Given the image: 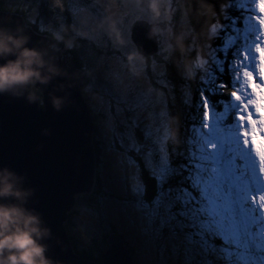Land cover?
<instances>
[{
  "label": "rangeland",
  "instance_id": "1",
  "mask_svg": "<svg viewBox=\"0 0 264 264\" xmlns=\"http://www.w3.org/2000/svg\"><path fill=\"white\" fill-rule=\"evenodd\" d=\"M59 2L60 0H45L47 9L50 11L59 8L61 5ZM250 2L253 7L252 18L243 19L242 17L241 20H235L243 25V28H239L241 30L239 32L236 27L227 26L230 28L229 39H225L226 36H221L218 32L222 26L217 27L214 24L207 28L210 45L206 43L204 46L207 45L209 48H212L213 44L220 46L223 44V42L220 43L222 39L224 48H228V51L222 50L218 53L217 51H220L222 47L213 52L196 46L200 43V38L184 7L185 0H70L71 15L75 22V30L72 31L71 37L85 39L89 45L98 48L99 53L101 52L90 70L98 78L94 80L95 82L93 81L94 83L91 82L86 86L87 89L94 90L88 106L102 131L103 154H100V162L98 161L95 174L99 176L102 191L106 187L122 195L127 192L140 198L136 199L140 202L133 201L131 205L125 202L127 207L124 208L100 199V201L95 200L96 206L90 207L87 198H84L87 193L78 194L77 202L75 200V205L69 212L71 213L69 230L80 249L95 247L96 243L102 242L108 230L105 219L108 216L113 219L112 221L118 217L120 224L124 223L123 228L127 229L128 234H131L129 227H132L131 232L142 241L148 238L156 239L154 219L162 209L159 205H163L161 201L158 203L159 200L155 203L156 208L153 209L157 212L155 214L144 204L142 197L146 191L136 159L142 163L147 174L156 178L161 184L165 173L161 168H164L169 160L167 145L172 129L170 128L171 117L167 110L169 104L163 91L167 88L163 83V77L174 51L179 52V55L176 53L173 56L174 60L180 63L176 65L179 67L178 70L183 69L184 66L193 65L196 72L190 73V77L195 78V75L204 74L205 91L211 93L215 86H219L224 81L219 73L228 72L233 75L234 81L231 82L238 91V93L234 92L235 112L238 116L236 129H230L227 134H222L220 131L223 127L218 123L215 108L212 103L206 101L202 106L199 128L191 132L194 133V139L199 140L200 148H197V155L201 158L199 162L203 165L201 169H207L209 173L212 163L216 164L219 183L213 186L222 190L223 199L236 202L235 204L231 201L228 207H224L232 211L237 205L238 209L241 208V203L250 205L253 217L260 221L258 225L262 224L264 221V0H250ZM224 8L225 6H222V9ZM39 11L40 7L35 8L34 5L31 9H27V20L29 22L37 20ZM226 18L231 19L228 16ZM140 19L154 26L152 31L159 38L160 48L156 58L143 57L144 55L140 54L138 49L136 50V45L132 42L130 29L133 23H137ZM52 21H55L54 18ZM52 21L50 20L49 23L55 26ZM57 21L58 19L56 23L60 26L58 28L60 30L63 26L61 21ZM216 24L221 25L218 22ZM249 25H252L253 39L245 40ZM40 26L46 30L55 28L47 22L45 24L40 22ZM211 37L214 38L210 39ZM176 40L188 41V50L185 52L180 45H176L174 42ZM68 44L70 40L67 46ZM84 50L87 52V47ZM191 53L195 54L198 63L193 64L190 59H186ZM178 56L182 58L181 61ZM148 75H153V81L158 89L154 88L152 78ZM188 129H190L189 125ZM186 140L188 139L185 138ZM149 142L152 143L150 148H148ZM232 147L234 150L231 149ZM217 150L220 152L222 150L223 156H219ZM225 151L242 155L241 166L245 167L244 170L249 175L243 176V179L238 182L240 185L236 186L234 182L235 179L240 178L236 175L239 174L235 162L236 155L232 157V153H229L231 156L229 158ZM244 158L248 160L245 161ZM197 169L201 172L200 168ZM200 182L205 185L203 180ZM235 187L237 191L234 190ZM249 187H252V190ZM206 189V186H200V191H204L203 195L207 194ZM230 189L231 193H229ZM192 194L193 192L189 191L186 196L190 197ZM202 199L205 203L202 205H212L204 198ZM188 207L195 206L192 204ZM163 208L165 213L173 209L169 203ZM208 208L210 211L207 209V212L202 211L204 217H208V213L211 217L212 207ZM172 213L175 216V213ZM227 216L229 220L235 218L230 212ZM239 216L244 222L248 221V213L245 210L239 209ZM239 216L236 217L238 223H240ZM212 219H208L207 223L210 227L206 226L204 231L218 236ZM242 226H245V223ZM242 226L233 227V231L237 230V235L233 233L230 235L231 231L224 228L222 231L226 232V242L220 240L222 243L217 244L216 249L221 255L228 257L231 252L238 257L236 260L229 261V264H254L255 260L259 259L258 256L263 253L260 250L262 241L257 237L259 234L251 236L247 231L244 233ZM155 230L160 233L161 230L163 231V226ZM260 234L264 237V223ZM234 237L235 240H233ZM238 238L244 240L238 244ZM249 238L252 239L255 249L253 252L246 248L244 250V248L232 246L230 249L228 247L231 243L241 246L252 245L248 241ZM156 241H159V236ZM148 243H142V245H148ZM203 245L206 244L198 241L196 249H202ZM159 246L163 245L152 243L146 253L142 252L143 257L140 258V262L146 256L147 259L144 260V262L147 261L146 264H163L158 252ZM247 253L251 257L248 260L245 259ZM172 259L179 260L181 264H190L181 256L176 255Z\"/></svg>",
  "mask_w": 264,
  "mask_h": 264
},
{
  "label": "water",
  "instance_id": "2",
  "mask_svg": "<svg viewBox=\"0 0 264 264\" xmlns=\"http://www.w3.org/2000/svg\"><path fill=\"white\" fill-rule=\"evenodd\" d=\"M131 37L143 57L159 52L146 21ZM74 65L54 39L0 11V264H95L63 225L76 195L92 191L97 164L86 76ZM107 244L101 264H135L119 236Z\"/></svg>",
  "mask_w": 264,
  "mask_h": 264
},
{
  "label": "trees",
  "instance_id": "3",
  "mask_svg": "<svg viewBox=\"0 0 264 264\" xmlns=\"http://www.w3.org/2000/svg\"><path fill=\"white\" fill-rule=\"evenodd\" d=\"M221 1H225L223 5ZM229 1L231 0H185L184 7L188 16L190 17L195 32L198 33L199 36L200 33H206L205 29L207 27H210V24H214L215 22L217 23L218 21L220 22V24H226V22H228V19H226L224 15V12L226 10L221 9L222 6H226L227 11H232L233 14H236L238 12V6L230 5L231 2L229 3ZM69 2L70 0H60V9L57 8L50 11L47 9V4H45V0H0V11L21 17L25 21L26 25L31 28L34 32L42 36L54 39L58 49H61L62 51L68 53V55H71L74 60V67H76V69H80L86 76L84 96L86 102L89 103L91 101V96L93 95L94 90H92L91 88L87 89L86 86L90 85L91 82L98 78L96 74L91 73L90 70L91 66L94 64V61L98 58V55H100L101 52L99 53L98 48L89 45L87 40L73 39L71 37L72 31L75 30V22L74 18L71 15V6ZM33 5L35 6V8L40 7V11L37 15L38 19L34 22H29L27 20V9H31ZM49 15H51V17ZM214 17H216V20L214 19ZM53 18L55 20L54 22L52 21ZM57 19L58 21H61L63 26V28H60V30L58 29L60 26L58 25V23H56ZM50 20L53 22V24L55 23V26H52V24L49 23ZM139 21H142V19L137 20V22ZM40 22H43L44 24L47 22L50 26L55 28L51 30H46L45 28H43V26H40ZM134 24L135 23H133L132 28ZM149 27L152 29L154 28V26H152L151 24H149ZM218 27L220 26L218 25ZM132 28L130 29V32ZM69 40L70 44H68L67 46V42ZM156 40L160 48L159 38L157 35ZM175 44L180 45V47L184 49L185 52L189 48L188 41L186 40H176ZM196 46L201 47L202 45L200 43H197ZM85 47H87V52L84 50ZM176 53H178L179 55V52L174 51L170 56L167 71L164 70L165 77H163V83L167 87L163 91L166 94V98L169 104L167 110L169 112V116L171 117L170 120L172 122V126L170 128L172 129L170 130L171 138H169L167 145L169 150V160L167 162V165L164 168H161L165 172L161 184L160 182L158 183L156 178L147 174V172L143 169L142 163L138 159H136L141 170L142 181L146 191L143 195L144 197H142L144 204L150 210H155V203L159 200L158 203L161 201L163 206H165L167 203H169L171 206L173 205V209L169 210L168 213H165L163 206L159 205L162 209L159 211V214L155 216L154 225L155 229H157V227L159 228L160 226H163V231L161 230L159 233L154 229L156 235L155 240L153 238H148L142 241V239L135 236L131 232L132 227H129L131 234H128L127 229L123 228L124 223L120 224L118 217H115L114 221H112L113 219L110 216L105 217L108 230L104 234L102 242L100 244L96 243L95 247L92 246V248L90 246V248L87 249H80L76 245V241L74 240L73 236L70 233L71 231L69 230V225L71 224L69 222L71 213H68V217L63 225L65 226V228H67L66 230L68 239L74 249V252L83 260L91 261L95 264H101V256L107 250V240L110 235H117L120 237L125 247L130 251L135 264L147 263V261L144 262V260L147 259L146 256L141 262L140 258L143 257L142 252L146 253L148 247L150 248L152 243L157 245H163L158 247V252L162 257L163 264H181L180 261L176 259L173 262L172 258L176 255H180L183 260L188 261L190 264H207L208 261L215 262V264H226V262L229 260L228 258H226V256L217 253V250L214 249L218 246L215 244H221L222 242L220 241V238L218 236H215L211 233L205 234L208 238V242L211 243L210 246L205 245L202 249H195L192 245H186V248L184 249L183 245L186 243L188 234L190 232V227L184 225V223L188 224L187 221L192 223L195 232H198L200 234L201 232H203L202 230H205L206 226H209L207 223L208 220L204 218V214L202 213V211L207 212L208 210L207 206L202 205V203L205 204L203 199L201 198L204 194V191H199L194 185L190 184L194 182L192 174L196 176L199 173V169L197 168H200V175L202 176V178L206 179V177H208V181L212 182L211 176H207V169H201V166H203L201 165V163H199L201 162V159H198V157L195 156V154H197V146L199 140L194 139V136L192 135L193 143H190L191 138L189 133L191 132V130L188 129L187 123L191 124L192 130L194 127L200 124V103L202 99L207 100L208 98L210 100V103H212L216 108V111L221 114L218 123L224 129H227L229 124H234V111L230 110L231 101H229V98H227L228 96L230 97V95L232 94L233 88L231 87V81H234V77L233 75L227 72L228 80H225L226 76L221 77L222 79H224V82L220 84V86L226 87L225 91H222L221 93L217 90L215 93L216 95H210V93L208 91H205L204 89L205 86L203 85V82L201 80L203 78V76L201 77V74L195 75V78L190 77V73L194 74V72H196V70L193 69V65L184 66L183 69L178 70L179 67H177L176 65L180 63L177 62V60H174L173 58ZM157 54L153 57L156 58ZM179 59L181 61L182 58L179 57ZM186 59H190L193 64L198 63L194 53H191ZM185 70L187 72H185ZM152 76L153 75L149 77L152 78ZM198 78H200V83L197 81ZM152 83L154 85V88L158 89L157 85L153 81V78ZM29 92L32 97H40L38 90H35L34 88H31ZM95 92L97 91L95 90ZM223 99L226 109L227 107H229V109L226 110V113H223V110L220 106ZM226 99L227 102L225 101ZM92 116L94 125L93 145L97 161V168L98 163L100 162L99 158L103 154V141L101 138L102 131L99 128L97 119L93 113ZM138 135L141 136L139 133ZM185 138H187L188 140L185 141ZM150 146H152L151 142H149L148 148H150ZM154 147H152L153 150H155ZM202 173L206 176H204ZM181 181L184 185H182L181 188L178 187L180 191H192L196 195H198L200 192H203L202 195H200V198L197 200L199 203L197 202V205H195V209L193 210H190V208L188 209V211L184 210L188 207L189 204L183 206V203H181V205H179L178 199H183V196H181L179 192L175 193L177 189L172 192L169 191V189H171L170 186H174L175 184L180 183ZM99 183V176L96 175L92 192L84 196V198H87L90 207L96 206V199H100L104 202H110L112 204L114 203L115 205H117V207L121 206L122 208L127 207V205L124 204L125 202L130 205L133 203V201L140 202V200H136L138 198H135L127 192L122 195L120 192L114 191L113 189H106V187L102 191ZM167 190L169 191L168 194ZM196 206L199 209H197ZM177 207H182L180 208V210L185 211L187 216H182L183 211L180 214V212L176 210ZM172 212L175 213V216H173ZM154 213L156 214L157 212L155 211ZM171 232L174 234V236H177L178 234L176 240L171 239ZM158 236L159 241H156ZM168 238H170V240L167 241ZM152 239L154 240V242H152ZM147 242H149L148 245H142V243L146 244ZM239 243H241V241H239L238 244ZM232 246L234 248H239L240 245H233V243H231L230 246L228 245L230 249L232 248ZM234 256L235 258H233ZM222 258H225L226 262ZM230 258L236 260V258L238 257L232 253L230 255ZM157 259H159L158 256Z\"/></svg>",
  "mask_w": 264,
  "mask_h": 264
},
{
  "label": "bare ground",
  "instance_id": "4",
  "mask_svg": "<svg viewBox=\"0 0 264 264\" xmlns=\"http://www.w3.org/2000/svg\"><path fill=\"white\" fill-rule=\"evenodd\" d=\"M189 135H190V138L192 139L193 137H192V135L194 136V133L192 134V132H190L189 133ZM205 149H206V147H205ZM225 153L229 156V158H231V156H230V154L229 153H232V155H238L237 153H235V152H226L225 151ZM237 158V161H240L241 162V164H242V159H241V156H236ZM236 171V170H235ZM209 174L211 175V172H209ZM235 174H236V172H235ZM238 177H241L240 175H238V174H236ZM192 192V191H191ZM77 196V195H76ZM75 200H76V197H75ZM212 218V217H211ZM257 230H258V227L256 226L255 227ZM215 245H217V244H215ZM203 248H204V245H203ZM226 258H228L229 260H232L230 257H226ZM222 259H224V261L226 262V259L225 258H222ZM209 262V264H215V262H211V261H208ZM226 264H229V261H227L226 262Z\"/></svg>",
  "mask_w": 264,
  "mask_h": 264
},
{
  "label": "clouds",
  "instance_id": "5",
  "mask_svg": "<svg viewBox=\"0 0 264 264\" xmlns=\"http://www.w3.org/2000/svg\"><path fill=\"white\" fill-rule=\"evenodd\" d=\"M90 111H91V110H90ZM96 162H97V161H96ZM96 169H97V168H96ZM94 182H95V179H94ZM93 187H94V185H93ZM92 190H93V189H92ZM91 192H92V191H91ZM91 192H90V193H91ZM90 193H88V194H90ZM76 197H77V196H76ZM67 217H68V216H67ZM64 227H65V226H64ZM66 229H67V228H66ZM66 231H67V230H66ZM107 248H108V247H107Z\"/></svg>",
  "mask_w": 264,
  "mask_h": 264
}]
</instances>
